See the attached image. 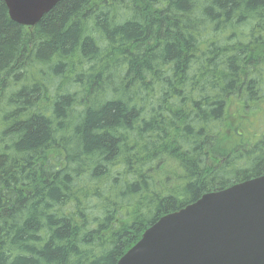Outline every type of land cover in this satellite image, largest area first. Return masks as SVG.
<instances>
[{
    "label": "trees",
    "instance_id": "trees-1",
    "mask_svg": "<svg viewBox=\"0 0 264 264\" xmlns=\"http://www.w3.org/2000/svg\"><path fill=\"white\" fill-rule=\"evenodd\" d=\"M263 175L264 0H0V264H117Z\"/></svg>",
    "mask_w": 264,
    "mask_h": 264
},
{
    "label": "water",
    "instance_id": "water-1",
    "mask_svg": "<svg viewBox=\"0 0 264 264\" xmlns=\"http://www.w3.org/2000/svg\"><path fill=\"white\" fill-rule=\"evenodd\" d=\"M33 28L61 0H2ZM117 264H264V176L203 195L145 230Z\"/></svg>",
    "mask_w": 264,
    "mask_h": 264
}]
</instances>
